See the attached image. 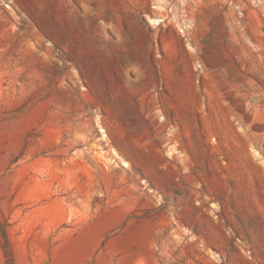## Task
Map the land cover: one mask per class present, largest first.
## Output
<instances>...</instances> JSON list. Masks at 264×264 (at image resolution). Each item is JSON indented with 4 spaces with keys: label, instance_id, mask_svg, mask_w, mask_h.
<instances>
[{
    "label": "rangeland",
    "instance_id": "obj_1",
    "mask_svg": "<svg viewBox=\"0 0 264 264\" xmlns=\"http://www.w3.org/2000/svg\"><path fill=\"white\" fill-rule=\"evenodd\" d=\"M0 213L15 264H264V0H0Z\"/></svg>",
    "mask_w": 264,
    "mask_h": 264
},
{
    "label": "trees",
    "instance_id": "obj_2",
    "mask_svg": "<svg viewBox=\"0 0 264 264\" xmlns=\"http://www.w3.org/2000/svg\"><path fill=\"white\" fill-rule=\"evenodd\" d=\"M8 227H9L8 222L2 219L1 213H0V234L2 237V241H3L2 248L4 251L5 258H6V264H15L13 252L11 248V243L9 240Z\"/></svg>",
    "mask_w": 264,
    "mask_h": 264
},
{
    "label": "bare ground",
    "instance_id": "obj_3",
    "mask_svg": "<svg viewBox=\"0 0 264 264\" xmlns=\"http://www.w3.org/2000/svg\"><path fill=\"white\" fill-rule=\"evenodd\" d=\"M189 0H181L182 4L185 5L186 2H188ZM161 11L165 12V8L164 6H160L159 8ZM173 11V10H172ZM156 23H160L161 21H155Z\"/></svg>",
    "mask_w": 264,
    "mask_h": 264
}]
</instances>
